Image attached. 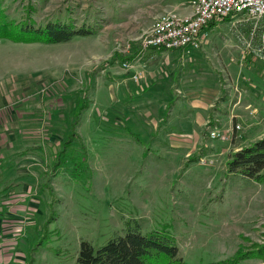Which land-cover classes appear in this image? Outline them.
Listing matches in <instances>:
<instances>
[{"label": "rangeland", "instance_id": "374dc122", "mask_svg": "<svg viewBox=\"0 0 264 264\" xmlns=\"http://www.w3.org/2000/svg\"><path fill=\"white\" fill-rule=\"evenodd\" d=\"M0 9L36 26L99 28L61 43L0 39L2 264H27L51 216L48 245L59 253L40 247L37 264H75L83 240L99 247L127 226L170 233L192 264L264 245V183L227 167L264 137V61L248 24L215 19L201 46L179 51L143 39L158 14L189 12L186 0H0ZM85 92L84 149L74 142L53 171Z\"/></svg>", "mask_w": 264, "mask_h": 264}, {"label": "trees", "instance_id": "16d2710c", "mask_svg": "<svg viewBox=\"0 0 264 264\" xmlns=\"http://www.w3.org/2000/svg\"><path fill=\"white\" fill-rule=\"evenodd\" d=\"M214 24L215 21H212L211 25ZM98 31L99 28L86 23L78 26L67 22L49 21L45 25L36 26L34 22H18L0 9V39H10L15 42L61 43L69 42L78 36L95 35ZM121 57L115 54L111 61ZM122 58L130 60L132 56ZM89 103L86 92L75 108V121L66 141L62 144L63 149L57 152L53 171H56L66 160L65 152L74 142H78L84 149V142L76 131V126L82 114L89 108ZM129 132L139 143H146L133 131ZM227 167L229 172L239 173L258 183H264V137L235 151L230 156ZM52 218L55 217L51 216L43 224L33 246L29 249L27 264H37L34 251L40 247L50 248L59 253L48 245L50 242L48 224L53 220ZM127 227L125 234L111 237L99 247L88 240H83L75 264H192L179 256L178 244L170 233L155 230L143 233L138 227ZM253 256L264 257V245H256L254 250H240L235 256L209 264H241L243 260Z\"/></svg>", "mask_w": 264, "mask_h": 264}, {"label": "built area", "instance_id": "2783aa9c", "mask_svg": "<svg viewBox=\"0 0 264 264\" xmlns=\"http://www.w3.org/2000/svg\"><path fill=\"white\" fill-rule=\"evenodd\" d=\"M186 6L190 11L185 14L178 10L158 14L146 32L144 45L181 51L197 48L211 21L235 17L248 24L257 37V54L264 61V0H186ZM235 127L241 128L239 124Z\"/></svg>", "mask_w": 264, "mask_h": 264}, {"label": "crops", "instance_id": "0c3cea01", "mask_svg": "<svg viewBox=\"0 0 264 264\" xmlns=\"http://www.w3.org/2000/svg\"><path fill=\"white\" fill-rule=\"evenodd\" d=\"M78 37H81V36H78ZM82 37H86V38H87V37H89V36H82ZM179 51H181V50H179ZM129 56H132V59L135 58L134 55H129ZM127 57H128V56H127ZM132 59H130V60H132ZM128 60H129V59H125V58H122V59H121V61H128ZM111 62H112V61H111ZM106 63H107V61H106ZM85 93H86V92H85ZM87 95H88V92H87ZM81 117H82V116H81ZM80 120H81V119H80ZM133 132H134V131H133ZM134 133H135V132H134ZM9 192H10V191H9ZM9 192H8V193H9ZM3 208H5V205H3L2 207H0V212L2 211ZM4 210H5V209H4ZM4 210H3V212H5V214L8 213V211H10V209H8V211H7V210L4 211ZM1 213H2V212H1ZM1 213H0V214H1ZM2 215H3V214H2ZM20 216H21V217H20L18 220H19V221H23V220L25 219V217H24V219H23V218H22L23 216H22V215H20ZM7 223H8L9 226H12V223H11V222H6V224H7ZM9 236H10V235H9ZM5 244H6V243H5ZM13 258H14V256H12V254H11V255H10V260H12ZM1 262H2V259L0 258V264H2ZM9 262H10V261H9Z\"/></svg>", "mask_w": 264, "mask_h": 264}]
</instances>
